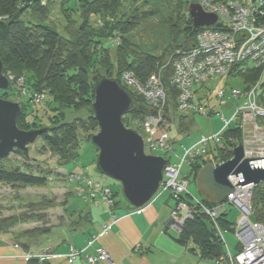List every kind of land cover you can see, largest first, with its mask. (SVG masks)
I'll use <instances>...</instances> for the list:
<instances>
[{
  "label": "trees",
  "instance_id": "16d2710c",
  "mask_svg": "<svg viewBox=\"0 0 264 264\" xmlns=\"http://www.w3.org/2000/svg\"><path fill=\"white\" fill-rule=\"evenodd\" d=\"M58 1L67 24L74 28L70 36L64 35L56 26L45 22L50 6ZM165 1L169 6L175 5L180 14L170 20V29L175 32L176 38L172 45L173 52L168 54L166 59L143 49L128 36L144 18L153 15L152 13L141 15L135 0H0V56L4 64V73L8 77L13 76L12 88L9 91L0 90V96L11 99L16 95H29L26 103L20 102L22 112L18 116L17 124L23 130L49 127L41 138L59 157L61 165L76 162L80 157L82 142L88 141L89 134L99 131V123L90 112L95 100L94 76L113 78L131 94L133 106L124 115L123 121L128 127L143 134L144 120L148 115L154 114L156 109L137 91L128 87L121 76L123 72L130 71L140 82L146 83L153 73L160 74L167 92L168 105L165 116L170 122H179L178 129L181 133H190L192 125L189 122L187 128H181L184 114L181 113L183 110L178 104L179 91L172 83L173 62L178 52L189 50L196 44V37L203 28L194 27L192 17L184 12L186 10L184 0ZM146 4L147 2H144V5ZM28 11L38 19L33 21L23 18ZM183 12L185 14L182 15ZM214 29H220V25H216ZM176 46L180 48L175 49ZM235 76L242 79V89H248L257 82L263 84L264 80L262 70L248 62L235 65L230 77ZM20 78H23L25 89L15 93L13 89ZM200 88L196 90L197 96ZM45 89L49 91L51 97L49 101L56 103L52 104V110L59 107V112L46 115L39 112L38 108L33 109L35 94L44 92ZM236 100L239 105L245 98ZM198 101H202V97H198ZM195 102L198 103L196 100ZM201 103L203 106L206 105ZM36 106L39 107L40 104L36 103ZM66 108L71 111L78 108L86 109L88 121L78 117L70 121L64 120L67 116L64 111ZM205 112L210 115L213 113L211 110ZM60 117H63V120ZM236 124L235 122L226 129L225 125L221 128L224 147L217 146L201 162L188 164L190 170L183 174L189 176L190 184H196L198 173L203 166L232 158L233 148L243 139V131ZM171 142L175 147L172 136ZM94 149L93 160L96 162L99 150L95 147ZM173 151L175 152V149ZM22 159L27 168L29 160ZM3 160H0V183L14 187L48 184L49 173L43 170L39 172L24 170L20 166L8 167L1 163ZM86 171L89 176L88 167ZM81 175L83 177L86 175L85 170ZM114 186L115 189L109 188L115 198L113 207L116 210L117 207H123V204L119 197L121 184L117 181ZM103 187L104 185L100 184V188ZM170 196L176 203V197L171 193ZM198 199L211 208L218 205V202L211 201L202 192ZM182 200L190 205L192 216L184 222L179 237L175 238L176 242L188 248L200 260L226 264L225 261L222 262V257L226 255V247L212 218L193 201L191 195H184ZM252 205V218L264 223V182L254 187ZM228 215L227 211L222 212L217 218V224L224 231L234 232L232 226L235 222H231ZM86 218L87 216L80 215L77 222L81 223V219ZM16 222L17 220H12L13 225ZM3 225L0 223V232H9L10 227L5 229V224ZM36 231L47 233L36 229L25 234L32 237L31 234ZM190 243L195 247L190 248ZM26 245L30 248L33 243L28 241ZM95 248L97 247H94V250ZM240 249L241 246L236 245V251ZM33 261L40 263L37 260H30ZM47 262L48 260L42 264Z\"/></svg>",
  "mask_w": 264,
  "mask_h": 264
},
{
  "label": "built area",
  "instance_id": "2783aa9c",
  "mask_svg": "<svg viewBox=\"0 0 264 264\" xmlns=\"http://www.w3.org/2000/svg\"><path fill=\"white\" fill-rule=\"evenodd\" d=\"M192 2L198 3L205 12L216 14L218 21L212 26L202 27L196 37V44L189 50L178 52L174 59L172 83L179 91L178 104L183 111H196L195 105L202 104L195 102L196 86H205L207 81H215L218 77H230L236 64L251 63L262 70V78L264 77V0H192ZM218 24L220 29H214ZM10 78L13 80V76ZM121 78L137 92L145 94L147 101L156 109L154 114L148 115L144 120L142 136L147 154L165 155L168 158L158 192L170 191L176 197L177 201L172 210L175 226L181 230L186 219L192 216L190 205L182 200L184 195H191L193 201L212 218L225 244L224 230L218 226L217 218L226 211V203H219L212 208L206 206L190 193L189 176L183 174L185 163L201 162L213 148L224 147L222 131L203 136L185 149L179 161L172 162L169 154L174 147L170 131L164 128L168 123L165 116L167 92L161 75L153 73L146 83L140 82L130 71L123 72ZM16 84L23 85V78L18 79ZM231 89L233 92L229 98L239 100L245 98V101L240 103L233 116L226 120L224 129L236 122L243 131L242 142H245L246 156L264 158V80L263 84L257 82L248 89ZM226 95L227 89H219L217 92L222 104L226 103ZM39 96L35 94V102L39 100ZM202 108L199 110L197 107L196 112H205ZM249 148H252L251 151ZM72 178L85 182L93 198L101 195L111 215L101 233L94 234L89 240L88 247L91 248L101 236L108 233L119 220L120 215L114 210L115 198L109 187L104 186L101 189L100 183L88 175L83 177L78 174ZM229 178L233 185L239 183L237 175H230ZM254 187L253 183L242 186L238 184L235 186V191L227 197L229 203L236 206L241 213L232 226L239 239L237 245L241 246V249L231 252L227 248L226 255L222 257V262L225 261L226 264H264V224L253 222L248 216L252 208ZM69 246L70 251L64 256L72 263L84 254L85 249L78 250L73 244ZM58 256L62 254L40 248L27 250L21 248V252L14 255L28 261L37 260L40 263ZM85 258L87 264H97L101 261L114 264L109 253L102 247L95 248L94 254H87Z\"/></svg>",
  "mask_w": 264,
  "mask_h": 264
},
{
  "label": "rangeland",
  "instance_id": "374dc122",
  "mask_svg": "<svg viewBox=\"0 0 264 264\" xmlns=\"http://www.w3.org/2000/svg\"><path fill=\"white\" fill-rule=\"evenodd\" d=\"M135 2H137L136 4L139 8L138 11L141 15L145 13H152L153 15L144 18L128 36L143 49L156 55L163 56L166 59L167 56H169L168 54L173 52L172 45L175 43L176 38L175 32L170 29L171 18H177L179 14L175 5L169 6L165 0H135ZM144 2H147V4L144 5ZM184 3L186 5V10L184 12L189 15L188 7L192 3V0H184ZM184 12L182 15L185 14ZM23 18L33 21L38 19L37 16L33 15L30 11L26 12L23 15ZM45 22L52 26H56L64 35L70 36L74 32V28L67 24L66 19L61 13L59 1L50 6V11L45 18ZM178 48L180 47L176 46L175 49ZM126 85L130 87L129 84ZM196 88L198 89L200 86H196L195 89ZM231 88H242V79L238 76H224L222 78H217L215 81H207L205 88L199 89L201 91L198 93V96L196 95L195 100L198 103L203 102V104L206 105H195V110L197 111V107L199 110L203 107L202 110H211L213 113L210 115L201 114V111H182L181 113L184 114V121L181 124V128H187L189 122L192 125L190 133H181L178 129L179 122H170L168 120V123L164 126V128L171 132V136L175 140L174 149H176V152L172 151L169 154L171 156L173 155V162H175L174 158H176V154H181L184 148L191 146L202 136H208L219 132L226 124V120H229L232 117L238 107V101L236 99L229 98L233 92ZM21 89H25L24 84L21 86L19 84H15V88L13 90H15L16 93V91ZM219 89H227V95L225 97L226 103L222 104L221 100L218 98L217 92ZM43 91L44 92L37 93V96L40 95V101L37 100V102L33 103V109L38 108L40 109L39 112L46 115L59 112V107H55V109L52 110V104L54 102L49 101L51 98L49 91L46 89ZM139 94L146 99L145 94ZM46 97H48V99H45ZM198 97H202V101H198ZM28 98L29 95L22 94L21 96L16 95V97H11L9 100L26 103ZM36 103H39L40 106L37 107ZM167 105L168 104H166V107ZM64 111L67 113L64 120L70 121L78 117L85 118V121H88V113L86 109L78 108L71 111V109L66 108ZM60 118L63 120V117ZM232 125H234V122ZM243 144H245V142ZM251 149L252 148H249L250 151ZM94 154L95 149L93 144L89 141H83L78 160L67 165H61L59 157L50 149L40 136L34 144L30 145V156L32 159L28 161L27 168L23 159L15 153H12L8 157L4 158L1 163L8 167L20 166L24 170L34 172L43 170L44 172L49 173V175L48 184L46 186L14 187L9 184L0 183V223L2 225L5 224V229L10 227L8 230L9 232H3L0 233V235H2V237H12L14 240H21L25 242L31 241L35 247L34 249H37L36 245H51L53 244V240L58 237H62L65 232V227L66 230H68L67 226H71V228L79 227L80 223L77 221L80 219V215L85 214L89 207H97V204L93 203L89 199H86L80 194V192H85L81 184L86 183L81 182L80 179L73 180L72 176L75 174H81L83 172V168L90 167L89 176L91 178L97 181H103V183H108L111 186H114V184L116 185L117 182L116 180L100 173L96 166V162L93 160ZM217 159L219 160L220 158L218 157ZM189 170V165L185 164L183 166V173H187ZM87 173L88 172H86V175H88ZM189 191L194 197H200V191L195 183L190 184ZM170 193V191H160L154 197V199L158 197L160 198L158 202L165 206L167 217L169 215L172 216L171 207L174 208L175 205V199L170 196ZM162 194L164 195L162 196ZM166 201H169V203H166ZM219 203H226V211L229 214L228 219L231 222H236L241 216L239 209L229 203L227 198L225 201L218 202V204ZM251 206V212L248 215L249 218L253 222L264 224L263 222L256 221L252 218V200ZM70 218L76 221H71V223H69ZM24 219L30 221H24ZM12 220H17L16 224L13 225ZM36 229L44 230L49 234L41 233L40 231L33 232L31 234L33 235L32 237L25 234ZM168 231V235L166 234V236H168L167 242L164 241L165 237L162 235L161 240L157 242V247L155 249L153 248L154 256L151 257L153 260L163 263L166 259L170 261V264H214L211 261L200 260V258L191 253L188 248L177 244L175 238L179 237L180 231L176 226H169ZM224 239L226 249L229 248L227 250L235 252L236 245L239 240L236 233L228 230L224 231ZM88 246L89 244H87L85 250L89 248ZM189 247L193 248L195 245L190 243ZM40 249H43V247ZM11 258L14 259L17 257ZM173 260H175L174 263ZM1 262L6 264L4 261H0V264Z\"/></svg>",
  "mask_w": 264,
  "mask_h": 264
},
{
  "label": "water",
  "instance_id": "95a60500",
  "mask_svg": "<svg viewBox=\"0 0 264 264\" xmlns=\"http://www.w3.org/2000/svg\"><path fill=\"white\" fill-rule=\"evenodd\" d=\"M195 28L212 26L218 16L205 12L195 2L189 5ZM95 100L90 112L99 123V132L87 139L99 150L96 166L101 174L121 184L119 197L129 210H141L158 193L168 162L165 155L147 154L142 134L128 127L123 117L133 106L131 94L113 78L94 76ZM12 88L4 73L0 56V90ZM22 112L20 102L0 96V160L15 153L30 160V145L49 130V127L23 130L17 124ZM230 175H237L241 186L264 182V158L247 157L243 142L233 148V157L225 162L207 164L198 173L196 185L211 201L223 202L235 191Z\"/></svg>",
  "mask_w": 264,
  "mask_h": 264
},
{
  "label": "crops",
  "instance_id": "0c3cea01",
  "mask_svg": "<svg viewBox=\"0 0 264 264\" xmlns=\"http://www.w3.org/2000/svg\"><path fill=\"white\" fill-rule=\"evenodd\" d=\"M203 114H207V112ZM185 149L186 148L183 149L181 154L175 155V162L179 161ZM93 156H95V154ZM171 158L173 159V155ZM171 161L173 162V160ZM86 169L87 168H83L82 171L85 170V172H87ZM97 182L115 189V186L103 183V181ZM81 186L85 192H80V194L93 203H96L97 207H89L85 214H81V216H87V218L81 219L82 221L79 227L71 228V226H67L68 230H66L65 227L63 236L53 240V244L43 246L36 245L37 249L43 247V249H51L58 254H62V256L49 259L47 264H87L85 256L87 254L93 255L94 247L104 248L109 253L114 264H170V261L166 259L163 263H160L151 258L154 256L153 248L155 249L157 247V242L161 240L162 235L165 237L164 241L167 242L168 236H166V234L168 235L169 232L168 227L171 225L175 226L172 216L169 215L167 217L165 206L158 202L160 200L159 197L153 199L142 210H129L125 207L115 208L120 215L119 220L112 226L107 234L101 236L95 242L94 247L85 250L81 257H78L71 263L67 257L64 256L70 251L69 244H73L76 249H85L91 237L94 234L101 233L104 225L111 217L109 209L104 205L101 199V195L93 198L87 185L83 183ZM163 195L164 194H162V196ZM166 203H169V201H166ZM171 209L173 210L172 207ZM71 221L73 222L76 220L70 218L69 223H71ZM21 248L27 250L34 249L35 247L32 245L29 248L25 241L14 240L12 237L8 238L0 235V261H4L6 264H42L34 261L30 262L22 258H11L14 257V253L17 254L21 252ZM174 262L175 260H173V263ZM1 264L3 263L1 262ZM97 264L112 263L101 261Z\"/></svg>",
  "mask_w": 264,
  "mask_h": 264
}]
</instances>
